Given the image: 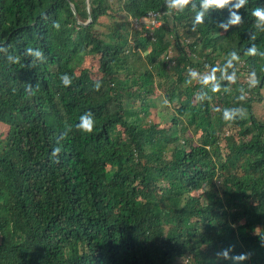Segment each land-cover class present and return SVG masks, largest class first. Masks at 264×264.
I'll use <instances>...</instances> for the list:
<instances>
[{
	"label": "trees",
	"instance_id": "16d2710c",
	"mask_svg": "<svg viewBox=\"0 0 264 264\" xmlns=\"http://www.w3.org/2000/svg\"><path fill=\"white\" fill-rule=\"evenodd\" d=\"M90 2L82 25L86 0H0V264H236L217 261L229 246L264 264V59L246 55L264 50V0L228 31L227 8L193 31L190 7ZM189 69H215L221 91ZM87 112L92 133L75 127Z\"/></svg>",
	"mask_w": 264,
	"mask_h": 264
},
{
	"label": "clouds",
	"instance_id": "9594fccd",
	"mask_svg": "<svg viewBox=\"0 0 264 264\" xmlns=\"http://www.w3.org/2000/svg\"><path fill=\"white\" fill-rule=\"evenodd\" d=\"M248 0H165V6L167 9V13L170 14L173 11L176 12H184L185 9L190 7V10L195 13L193 21H192V30L195 31L198 25L205 23V18L208 16L211 10H229V17L228 19L223 22L218 23V27L224 29V31H228L231 26H238L243 23V17L239 14V10L245 8L247 5ZM252 16L256 18L255 24L253 25L255 29L258 31L264 32V7H256L252 11ZM155 21V22H154ZM152 21L153 25L152 28H159L161 25V20H154ZM87 23H90L91 20ZM82 25H88L84 22H79ZM157 26L155 27V25ZM53 27L59 29L60 25L58 22H54ZM151 27V25H150ZM251 39L255 40V34L251 35ZM29 52L32 51L31 48L28 49ZM39 55V53H37ZM246 55L249 56H259L261 59H264V50L258 49V47L253 44L246 52ZM241 61V57L238 52L230 51L228 53V67H232L234 64H238ZM215 69H213L212 74L210 75H203L198 73L194 69H189V76L190 79L187 80L186 84H191L194 79L199 78V82L204 86H211L212 92H219L221 91L220 84L216 81L215 76ZM237 72L233 71L231 76H228L227 79L230 83H235L237 81ZM61 82L64 86H69L71 84V78L68 77L66 74L60 77ZM260 81L257 78L256 72H251L249 74V87H256L259 85ZM100 85L97 84L96 88L99 90ZM224 92H230V88L223 89ZM238 92L240 93L237 97L238 101H245L248 95V92L244 88H239ZM219 111V109H218ZM247 116V109L244 107H232V108H225L223 109V119L225 121H235L236 119H244ZM96 126V118L91 114V112H87L83 114L79 118V123L75 125L76 129L83 132V133H92ZM61 149L54 148L52 155L54 157H58ZM59 163V160L56 161ZM261 246H264V239L261 240ZM234 251V246H229L227 248L221 249L215 255L217 261L220 260H233L236 264H241V262L250 258V254H239V255H231Z\"/></svg>",
	"mask_w": 264,
	"mask_h": 264
},
{
	"label": "rangeland",
	"instance_id": "374dc122",
	"mask_svg": "<svg viewBox=\"0 0 264 264\" xmlns=\"http://www.w3.org/2000/svg\"><path fill=\"white\" fill-rule=\"evenodd\" d=\"M103 21L105 22V23H109V19L108 18H105V19H103ZM144 21H148V19H144ZM79 22H81V20L79 21ZM155 22V21H154ZM85 24L87 23L86 21L84 22ZM88 24V23H87ZM157 26V24L155 25V27ZM98 64V62H97V60L96 59H92V60H89V62H85V64H84V66L83 67H93V66H96ZM158 105L160 106V102L158 103ZM8 129V127H6V126H4V125H2L1 123H0V134L1 133H7V131L6 130H4V129Z\"/></svg>",
	"mask_w": 264,
	"mask_h": 264
},
{
	"label": "water",
	"instance_id": "95a60500",
	"mask_svg": "<svg viewBox=\"0 0 264 264\" xmlns=\"http://www.w3.org/2000/svg\"><path fill=\"white\" fill-rule=\"evenodd\" d=\"M72 9H73L75 15L77 16V12H76V9H75L74 5H72ZM90 12H91V2H90V0H86V14L88 16V22L91 20Z\"/></svg>",
	"mask_w": 264,
	"mask_h": 264
}]
</instances>
